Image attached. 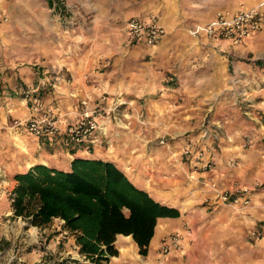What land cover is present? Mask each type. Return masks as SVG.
<instances>
[{"label":"rangeland","instance_id":"rangeland-1","mask_svg":"<svg viewBox=\"0 0 264 264\" xmlns=\"http://www.w3.org/2000/svg\"><path fill=\"white\" fill-rule=\"evenodd\" d=\"M6 1L0 0V12H6L5 20H10ZM261 1L55 0L54 5H49L48 0H40L39 4L38 0H18L9 39L2 43L0 49V75L5 74L8 83L13 86L17 82V68L14 66H38L34 62H43L46 55L39 51V40L42 44L53 41L61 45H65L64 40H67L73 42L75 51H84L94 40L95 25L99 20L92 8L108 6L110 10H116L129 3L139 9L144 8L143 14L159 17V14L162 15L159 8L167 2L166 5L171 7L180 4L182 8H188L189 11H184L186 15L201 20L214 17L218 12L231 14L254 7L264 15ZM194 7L206 10L203 17L194 15L195 12L190 10ZM2 26L1 23L0 30ZM223 41L225 43L213 46L204 38L194 45L189 40H182L180 54L189 62L204 66L205 49L214 47L222 54L221 59H216L217 65L228 68L231 59L232 70L235 71L233 75L238 73V77L242 75L237 71L239 65H264V57L252 59L245 55L247 44ZM108 44L110 47L107 50H113L111 54L116 66L121 60L124 70L130 68L142 75L148 74L154 86L159 81L157 74L166 72L169 76L170 59H165L168 53L162 56L152 52L151 46L125 42L122 50L117 51L115 42ZM71 50L69 45L68 51ZM103 62H107L108 66L106 59ZM129 64L133 67L128 68ZM174 81L176 79L169 77L165 84ZM17 89L16 92L10 86L7 93L22 99L26 93ZM158 90H153L156 93L136 91L129 94L119 90L118 97L114 95V90L106 91L109 97L96 111L100 112V128L93 135L95 140L79 147L93 156L113 159L138 185L146 186L162 201L180 204L185 211L182 227L177 229L184 235L182 245L166 256H160L156 264H264V177L254 185L241 184L238 179L228 180V164L236 168L241 162L239 155L228 157L229 149L260 148L264 154V137L255 135L259 131L263 136L264 126L260 124L256 127L251 102L243 99L246 95L239 87L234 90L238 92L236 96L231 94L235 97L233 102L228 101L227 89L221 99L200 105L190 103L192 100L187 98L191 96L172 100V94ZM0 133V264H57L63 259H79L76 252L70 254L77 257H62L58 249H54L52 237L59 227L57 221L36 228L27 226L22 217L13 215L10 193L16 183L14 174L28 167L29 162L43 153L44 148L48 149L47 144H38L37 136L28 129L3 127ZM199 152H203V158V155L198 157ZM208 159H211L213 169L204 166ZM204 171L208 172L207 175L203 174ZM163 180H167L168 184ZM213 182L224 190L246 186L249 201L243 196L238 202L216 199ZM253 230L261 231V236L253 234ZM61 238L64 239L63 236ZM62 245L70 248L68 243ZM173 252H178L182 260H166Z\"/></svg>","mask_w":264,"mask_h":264},{"label":"crops","instance_id":"crops-1","mask_svg":"<svg viewBox=\"0 0 264 264\" xmlns=\"http://www.w3.org/2000/svg\"><path fill=\"white\" fill-rule=\"evenodd\" d=\"M39 3L40 0H38ZM166 3L162 4L164 7L159 8L162 15L159 14L158 18L167 26L168 33L162 41L155 45L137 43L128 36L126 30L127 20L132 16H147L142 13L144 8L139 9L129 3L121 5L116 10H110L108 6L101 9L92 8L97 15L95 18L99 20L95 25L94 40L84 51H75L72 46L73 42L67 40H64L65 45L53 41L42 44L41 40H39V51L46 55V58L42 60L43 62H34L38 66L26 64L14 66L17 68L15 71L17 82L13 86L8 83L9 80L5 74L0 75V129L3 127H9L14 130L26 129L24 127H16L13 123L15 120L25 118L30 114L29 95L31 91L40 94L47 104L57 105L59 110L64 105L70 106L67 109L63 107L64 109L62 108L63 110L60 111L59 124L64 130L67 124L76 120L73 114L77 109L84 108L81 104L82 98L86 96L89 98L90 108L101 106V103L107 101L100 97L102 89L104 91L114 90V95L117 97L120 96L117 93L119 90L122 93L128 91L127 93L129 94L136 91L137 93H143V91L156 93L153 90L159 89L158 91L161 93L172 94L173 96L170 97L172 100L186 95L185 97L191 96V98H187L189 101L192 100L190 103L195 102L197 105H200L205 103L212 104L217 99H221L222 93L227 89L229 93L228 101L233 102L235 101L234 96L238 93L234 91L236 87H239L242 92L244 91L243 93L246 96L243 95V99H248L251 102L252 113L254 115L253 120L256 127L260 126V124L264 126V65L257 63L239 65L240 67H238L239 70L237 71L242 73V75L238 77L237 73V76H234L235 71L232 70L231 59L228 58V68L217 65L218 60L216 59H221L222 54H219L214 47L205 49L206 60L204 61V66H200V63H195L194 61L192 63L189 62L185 56L180 54L182 40H189L194 45L204 38L207 43L216 46L219 42L225 43L224 39L221 37H209L205 31L198 28L199 26L206 25L213 17L194 20L184 12L189 11L188 8L185 7L184 9L180 4L171 7L170 4L166 5ZM5 5L11 19L2 21L0 49L2 48V43L9 39V32L14 24L12 16L16 13L18 0H7ZM260 5H264V0L260 2ZM190 10L195 12L194 15L196 17H203V13H206L205 9L199 7L190 8ZM4 14L7 15L6 12ZM68 42H70L71 51H68ZM107 42L110 44L115 42L117 51L122 50L121 47L125 42L126 44L151 46L152 52H156L162 56L168 53V57L166 56L165 59H170L167 69L168 73H170L169 76L166 75V72L157 74L159 81L154 86L148 74L142 75L136 69H130V66L133 67L132 64L128 65V71L124 70L125 65L121 64V60L118 62L119 67L116 66L112 55L114 52H112L113 50H107L110 47L107 46L109 45ZM242 44H247L248 48L244 50V53L249 58L258 59L264 57V21L261 29ZM118 57L122 56L118 55ZM173 58L176 59L174 62H171ZM104 59L108 61V66L107 62H103ZM112 60L113 65H111ZM169 77L172 80L176 79L177 82L165 84V81ZM238 79L241 80L240 83L237 82ZM173 83L177 84L173 85ZM10 86L16 92L18 91L17 88H19L21 92L24 91L26 94H24L22 99L16 95L8 94L7 91ZM44 89L45 91H43ZM231 94H234V96ZM123 98H126V96ZM65 135L66 133L63 132L58 135L37 136V143H46L48 149L44 148L43 153L32 159L28 166L40 161L68 168L74 156L73 153L87 156L92 155L88 151L82 150L79 145L68 144ZM255 135L261 138L264 137V135L261 136L259 131L255 132ZM32 148L34 149V147ZM260 151V148H254L253 150H243L241 148L229 149L228 157L233 154L239 155L241 162L236 168L228 164V180L238 179V182L241 184L254 185L258 179L264 177V154ZM207 173V171H204L203 174L207 175ZM163 181L168 184L167 180ZM144 188L148 189L146 186ZM166 203L178 207L181 213L179 216H160L158 218L155 233L149 244L148 253L144 255L139 252V246L131 234H129L131 236H126V234L119 233L116 239L119 254L111 257L112 262L110 264H156L161 256L160 245L162 241L170 233L182 227L183 217L185 216V211L180 204L167 201ZM53 221H57L56 223L59 224L58 229L53 233L52 237L54 249H58L62 257H77L74 254H70L76 252L79 259L84 262L81 264H85L86 260L79 252V245L76 244L75 236L62 228L64 220L56 217ZM32 226L41 228V226ZM67 243L70 245V248L62 245ZM58 246L59 248H57ZM166 260H182V258L179 259L178 252H173Z\"/></svg>","mask_w":264,"mask_h":264},{"label":"trees","instance_id":"trees-1","mask_svg":"<svg viewBox=\"0 0 264 264\" xmlns=\"http://www.w3.org/2000/svg\"><path fill=\"white\" fill-rule=\"evenodd\" d=\"M65 138L72 143L67 134ZM14 179L13 215L22 217L27 226L63 219L62 228L75 236L85 264H110L111 257L119 254V233L132 235L139 252L147 254L158 218L181 213L135 183L116 161L101 156L74 153L68 168L38 161L15 172ZM71 260L84 263L73 258L57 264Z\"/></svg>","mask_w":264,"mask_h":264},{"label":"built area","instance_id":"built-area-1","mask_svg":"<svg viewBox=\"0 0 264 264\" xmlns=\"http://www.w3.org/2000/svg\"><path fill=\"white\" fill-rule=\"evenodd\" d=\"M6 17L4 13L0 12V25ZM263 18V13L256 7L240 9L231 14L218 12L206 25L198 28L205 31L209 37H221L233 44H241L261 29ZM126 30L130 39L147 45L159 43L167 34L165 24L155 14H149L146 17H130L126 23ZM100 97L106 99L107 92L102 90ZM29 102L30 114L25 118L15 120L14 126L24 127L39 137L58 135L65 132L68 135V141L79 146L95 140L93 135L100 128V112H96L97 107H89L87 96L81 99L84 108L73 114L76 120L67 124L64 130L59 124L60 110L58 107L45 103L42 96L35 91L30 92ZM201 155H203V152H199L198 157H201ZM203 157L204 155L201 158ZM204 166L213 169L211 159H208ZM212 186L216 199L238 202L243 196L247 202L249 201L245 192L248 190L246 186L234 190H224L217 186L215 182L212 183ZM253 234L261 236L262 233L259 230H253ZM183 237V233L177 230L170 233L160 245L161 256H166L171 250L181 246Z\"/></svg>","mask_w":264,"mask_h":264}]
</instances>
